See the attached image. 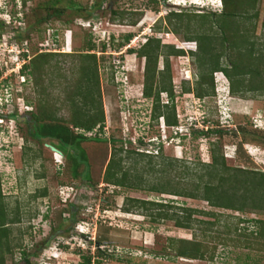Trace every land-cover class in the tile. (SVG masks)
<instances>
[{
	"label": "rangeland",
	"instance_id": "374dc122",
	"mask_svg": "<svg viewBox=\"0 0 264 264\" xmlns=\"http://www.w3.org/2000/svg\"><path fill=\"white\" fill-rule=\"evenodd\" d=\"M53 1L55 0H28L25 6L22 0H0V114L18 115L14 119L0 118V174L9 212L7 227L10 228L9 243H6L3 252L6 264H26L22 259L25 253L30 255L34 264H85V258L91 255H95L93 264H97L98 260H101L100 264H264V252L240 247L243 241L237 240L235 231L227 232L226 228V223L233 224L237 222V216H242L246 221L240 224L241 230L259 231V225L252 220L264 219V209L235 211L213 207L202 199L150 189L135 190L107 185L103 176L114 148L112 144L105 142L83 144L89 156L92 180L94 185L97 184L96 187L93 189L84 181L85 170L80 178L75 179L66 156L46 146V143L54 142L40 132V124L35 128L33 116L29 112L37 111L36 102L30 99L29 104L25 96L31 98L37 97V94L31 76L19 71L25 64L23 61L20 64L21 53L27 49L30 56L25 57L26 64L39 52H60L59 56L52 59V64L63 68L62 72L66 71L70 75L75 64H79L77 56L86 53L84 46L92 40L95 48L91 53H95L99 60L98 75L107 118V136L116 138L118 147L126 139L134 140L133 149L138 151L142 150L136 144L140 139L144 142L152 139L158 144L164 142L163 151L154 149L150 152L154 154V162H150L148 158L144 161L140 159L141 162L137 165L139 169L147 170L144 174L145 188L154 186L163 178L165 182L168 180L169 189H175L176 185L182 190H192L197 177L206 169L203 164L212 161L213 147L224 154L227 165L232 168L245 167L264 172V142L255 139L264 137V92L250 90L245 93L246 99L238 95L231 98L230 80L224 73L215 74L216 95L201 99L195 96L192 89L190 92L185 91V85L188 84L186 82L191 84L187 88L195 87L200 73L196 59L190 54L198 49V44L195 41L184 43L186 29L183 28L180 34H176L172 31L176 21L173 20L171 25L167 20L170 10L193 9L195 13L204 10L221 11L222 1L104 0V7L97 9L102 0H62L56 8L63 9L64 13L58 17L53 15L50 8ZM155 1L160 3L159 11L155 10L159 7ZM248 1L245 0L244 4ZM2 5H7L8 14L2 13ZM77 5L84 10H77ZM246 8H249L245 11L247 15H238L235 21L241 31L248 33L252 41H255L257 54L263 61H258L257 57L250 60L253 53L251 55L249 50H244L242 57H246L247 65L258 61L254 71H260L264 79V0H258L256 8ZM115 10L126 12V17L123 19L121 15H115ZM17 15L18 20L23 17L20 23L26 28L20 30L23 34L17 32L19 23L12 21ZM133 21L136 23L133 24ZM157 23L161 27L159 31L156 29ZM184 23L190 24L191 28L197 25L199 29L202 26L200 18L196 16L186 18ZM130 33L134 34L133 38L129 43L121 45L125 35ZM18 34L29 37L15 39ZM67 34L69 44L66 41ZM110 36L114 39L111 40ZM148 37L161 38L165 46L183 48L180 46L187 44L188 48H194L183 49L185 55H173L168 59L177 111L185 118L183 120L186 126H190L197 117L202 123L200 129L222 128L224 133L182 137L176 135V128L166 124L162 127V119H153V100L146 99L143 95L145 58L129 51L140 48L148 41ZM52 41L61 44L58 46ZM166 51L167 48L164 47V52ZM160 58L162 70L163 62L167 59L164 54ZM221 61L223 65L230 64L226 57ZM117 64H121V69L125 67L130 73L129 85H125L128 77L126 73L123 75L118 71L120 66L118 69ZM76 71L72 81H78V67ZM251 78V74L240 77L245 80V84ZM119 80H122L121 83ZM65 91L59 85L54 90V94L59 96L58 102L56 100L52 106L54 110L59 109L57 116L67 117L70 113L69 109L62 106V101L67 100ZM162 98L164 103L169 101L166 92L162 94ZM189 116L194 118L189 119ZM229 120L233 121L231 127L227 126ZM34 128L38 130L37 134L32 131ZM241 143L244 151L240 153L238 147ZM124 145L126 146L125 143ZM128 147L131 148L129 145ZM136 157L137 155L127 158L124 166L134 169ZM164 162L173 165L167 166L166 172H161ZM152 167H155V171ZM46 189L48 194L44 195ZM128 197L163 202L174 200L175 203L172 204L176 208L170 209L173 214L182 213L181 208L185 207L222 212L220 226L212 228L213 234L218 235L219 230L222 236L220 239H209L207 245L212 249L217 245L215 257H207L205 260L177 257L167 249L169 238L193 239L195 229L178 227L172 219L154 220L145 215L143 209L133 213L125 212ZM152 211L157 212L158 209L153 208ZM74 215L76 224L70 221ZM193 217L216 220L208 214L195 213ZM61 223L64 229L59 231ZM101 238H109L110 243L98 244ZM8 244L12 251L6 249ZM99 246H102V250H107L106 256L99 255Z\"/></svg>",
	"mask_w": 264,
	"mask_h": 264
},
{
	"label": "trees",
	"instance_id": "16d2710c",
	"mask_svg": "<svg viewBox=\"0 0 264 264\" xmlns=\"http://www.w3.org/2000/svg\"><path fill=\"white\" fill-rule=\"evenodd\" d=\"M164 1L166 2V0ZM22 2L23 5L26 6L28 0H22ZM61 2L62 0H55L50 7L53 10V15L56 17L64 13L63 9L56 8ZM244 2L245 0H222L221 11L210 12V10H208V12L200 10L201 12L195 13L193 9H180L170 10L167 15V20H169L171 25H173V20L176 21V26L172 28L174 33L180 34L182 29L185 28L187 32L184 34L185 41H195L198 44V49L191 51L190 54L196 59L200 68V73L196 78L195 87L187 88L188 84L191 86L189 82H186L188 84L185 85V91L190 92L192 89V92L195 93L197 98L202 99L217 94L216 73H224L230 80L231 95L233 96L238 95L246 99V91L255 90L261 93L264 92L263 75L260 74V71H254L257 68L256 63L260 59L263 61V58L257 54L258 50L256 49L255 41H252L248 33L241 31L237 25L238 22L235 21L238 15H247V12H245L249 9L246 8L247 6L256 8L258 0H249L247 4H244ZM71 3L74 4V2ZM154 3H157L158 6L160 4L158 1ZM103 7L104 0L99 3L97 9ZM75 8L81 11L84 10L78 5L75 6ZM85 10L87 9L85 8ZM155 10L159 11L160 6L156 7ZM115 15H121L124 19L127 14L126 12L115 10ZM192 16L200 18L202 26H200L199 29L202 31L198 29L197 25L191 28L190 24L184 23L186 18L189 19V17ZM22 20L23 17L18 20V15L17 18L15 17L13 20V22L19 23L17 28V32L19 33L26 30V28L20 24ZM2 23L4 24V21H2ZM135 23L136 22L133 21V24ZM80 24L83 25L81 22ZM214 24L217 27H215ZM156 29H158V31L161 29L158 23L156 24ZM208 30L209 32H207ZM218 34L220 35L218 36ZM133 36L134 34L132 33L125 35L121 45L129 43ZM28 37L29 36L18 34L15 39L23 40ZM110 38L111 40L114 39L113 36H110ZM60 44L61 43L58 45L60 46ZM184 46L187 47L186 45ZM104 47L106 48V43ZM164 47L167 48L166 53L164 52ZM84 48L86 49V53L77 56L79 57L77 60L79 64H75V68L72 69L70 75L66 74V71L62 72L63 68L54 67L52 64V59H54L55 56H59L60 52H39L32 58L29 64H24L22 69L25 75L31 76L30 79L33 82L34 91L37 94V97L33 96L31 98L28 95L25 96L29 104H31L30 99L36 102L37 111L29 112V114L33 116L35 128L40 124V132L54 142L51 144L63 151L69 161L68 165L71 171H73L75 179L80 178L83 170H85L83 176L84 181L88 182L93 189L96 187L97 184L94 185L92 180L89 156L83 144L87 142H105L112 144L114 148L103 176V180L107 185L127 187L135 190L150 189L160 193L202 199L209 202L213 207L232 209L235 211L244 212L248 208L254 210L264 209V172L258 169H248L245 167L232 168L228 166L224 154L219 153L217 147L212 148V161L211 163L203 164L206 169L204 168V173L197 177L196 184L192 190L186 188L182 190L180 186L177 188L176 185L175 189H169L170 187L167 186L169 185L168 180L165 182L163 178L154 186H147L145 188L144 184L146 180L144 179V174L147 170L145 168L139 169L137 165L141 162L140 159L144 161L148 158L150 162H154V154L148 153L147 150L138 151L133 149L135 142L131 139L124 140L126 146L123 143L122 146L118 147V140L114 137L110 138L107 136V118L98 75L99 60L95 53H91L95 48V44H93L92 40H89ZM244 50H249L251 55L253 53V58L251 57L250 60H255L257 57L258 61L253 64L248 63L247 65L245 63L246 57H242ZM129 51L145 58L143 95L146 99L153 100V119L159 120L160 117L164 116L168 125H178L180 121L178 119L177 105L175 103L176 94L174 85L172 84L171 66L168 59L173 55H185L186 52L183 49L176 48L175 45L165 46L161 38L157 37H149L148 41L140 48L136 50L132 48ZM162 54L166 56L167 60L165 59L166 61L163 62L164 68L160 70V64H162L160 57ZM24 55H27V53ZM72 57L74 58L75 56ZM223 57L230 60L229 65H223L221 61ZM77 67L80 78L78 77V81H72L71 78L76 74ZM246 74H251L252 76L248 84H245L244 79H240L241 76ZM58 85L66 89L65 93L67 95V100L62 101V106L69 109L70 113L67 117L57 116L59 109L54 110L52 107L55 105L54 102L56 100L58 102L59 96L54 94V90ZM165 92L169 96V101L167 103H164L162 98V94ZM17 116L16 113L0 114V118L9 117L14 119L17 118ZM232 120H229L227 124H232ZM35 128L32 131H35L37 134L36 131L38 130H35ZM224 131L225 130L222 128H210L208 131L200 129L193 130L192 133L198 136L210 135L218 132L224 133ZM255 139L264 142V137L262 136L256 137ZM56 143L58 145H56ZM128 145L131 146V148H129ZM139 145L144 146L146 143L140 139ZM154 145L155 149L163 151L162 143L158 146L156 144ZM238 151L240 153L244 151L242 143L238 147ZM134 155L138 157L135 159V168L133 169L131 166L126 168L124 166L125 160L130 157L132 158ZM171 165L173 164H167L166 162L164 168L160 169L161 172H166L168 169L167 166ZM152 170L155 171V167H152ZM243 174L246 176H243ZM107 189L108 188H104V190ZM93 191L94 190H91V192ZM79 192L80 190H78V194ZM43 194L47 195L48 190L46 189ZM5 197L6 194L4 193L0 174V251H2L0 253V264H6L3 252L6 243H9L8 239L10 234V228L7 227L9 212L7 203L4 200ZM172 203H175L174 200L163 202L128 197L124 206V211L133 213L135 210L143 209V213L148 217H152L154 220H159L161 218L172 219L176 221L178 227L195 229L193 239L170 237L167 249L175 253L177 257L195 260H205L207 257L213 259L215 257L214 250L217 249V245H215L213 249L211 247L208 248L207 245L209 239H220V236H222L219 230L218 235L213 234L212 230L215 225L218 227L220 226L222 212H208L203 209L185 207L181 208L182 213L174 212L175 214H173V212H170V209L176 208V206ZM153 208H157L158 211L153 212ZM195 213L208 214V216L215 217L216 220L195 219L193 217ZM75 218L74 215L70 220L74 224L77 223ZM243 221H246V218L237 216V222H233V224L226 223L227 232H232L233 230L237 233V240L243 241L240 247L264 252V219L259 218L252 220L257 226L259 225V231L254 230L252 232L241 230L240 224ZM195 224L197 226H195ZM58 227L59 231L64 229L62 223ZM92 243L93 241L91 240L90 244ZM109 243V238H101L98 241L100 245H108ZM257 243H259V245H257ZM101 247L102 246H99L97 251L101 257H104L107 255V250H102ZM6 249L10 251L12 248L8 244ZM29 256V254L25 253L22 259L26 264H34ZM94 258L95 255L87 256L84 261L85 264H93ZM96 263L100 264L101 260H98Z\"/></svg>",
	"mask_w": 264,
	"mask_h": 264
},
{
	"label": "clouds",
	"instance_id": "9594fccd",
	"mask_svg": "<svg viewBox=\"0 0 264 264\" xmlns=\"http://www.w3.org/2000/svg\"><path fill=\"white\" fill-rule=\"evenodd\" d=\"M222 1V0H221ZM222 6V5H221ZM1 10H2V13H6V12H8V10H7V5H2V7H1ZM6 14H8V13H6ZM13 21V20H12ZM9 24H10V22H9ZM149 38V37H148ZM147 38V39H148ZM66 41L68 42V44H69V36H68V34L66 35ZM52 42H54V41H52ZM54 43H56L57 45H58V43L55 41ZM146 43V42H145ZM184 43H187V41H185ZM184 45H186L187 47H185ZM59 46V45H58ZM45 47V46H44ZM180 47H183V48H180V49H189V50H191V49H194V48H191V47H189L188 48V45L187 44H183L182 46H180ZM23 48V47H22ZM57 49H55V51H56ZM197 50V49H196ZM25 51V52H24ZM22 53H21V59H19L20 61H21V65H22V61L26 64V58L25 57H29L30 55L29 54H27V55H24L25 53H27L26 51H27V49L26 50H24ZM70 52V51H69ZM20 54V52L17 54V55H19ZM134 54H136V53H134ZM122 58H123V56H122ZM25 60V61H24ZM118 66V69H119V66H120V69L118 70V69H116V71H115V78L117 77L116 76V72H117V70L118 71H120V72H122L123 73V75L126 73V77H128V81L127 82H125V85H129L130 84V73H128L127 71V69L125 68V67H123L122 69H121V64H117ZM116 66V65H115ZM21 69H23V67L21 68ZM19 71H21V73H22V70H20L19 69ZM129 71H133V70H129ZM122 81V80H121ZM121 81L119 80L118 82L119 83H121ZM24 82H26V81H24ZM144 89V88H143ZM231 98H235L234 96H231ZM177 115H178V119H179V121H180V123L178 124V125H176V126H172V127H174V128H176V131H177V134L176 135H182V137H184V136H187V135H192L193 133H192V131L193 130H197V129H200L201 128V125H202V123L199 121V119L197 118V117H195V120L192 122V124H190V126H186V123H184V120L183 119H185L184 117L182 118V114H181V112L180 111H177ZM236 113V112H235ZM191 118H194L193 116H189V119H191ZM162 119V121H163V124H162V127H163V125H168V123H167V120H166V118L164 117V116H162V117H160L159 118V120H157V121H160ZM187 119H188V116H187ZM205 122V121H204ZM206 123V122H205ZM168 126H170L171 127V125H168ZM228 127H231L232 126V124H229V125H227ZM210 129V127L209 128H207V131ZM200 130H205V128H202V129H200ZM143 140V139H142ZM134 141V140H133ZM139 141V140H138ZM144 141V140H143ZM146 143V145H144V146H140V145H138L139 146V149L141 150H147V152L148 153H150L151 151H153L155 148H154V144H156L157 146L158 145H160L161 143H162V145L164 144V142H161L160 144H158L157 142H154V140H152V139H149V140H147V142H145ZM136 144H139V142H137ZM49 148V147H48ZM141 150V151H142ZM158 151V150H157ZM150 154H152V153H150ZM64 155V154H63ZM78 229H79V227H78ZM80 231L81 232H83L82 230H81V228H80ZM82 234H85V233H82Z\"/></svg>",
	"mask_w": 264,
	"mask_h": 264
},
{
	"label": "water",
	"instance_id": "95a60500",
	"mask_svg": "<svg viewBox=\"0 0 264 264\" xmlns=\"http://www.w3.org/2000/svg\"><path fill=\"white\" fill-rule=\"evenodd\" d=\"M46 146L49 147L52 151L57 152L61 155H63V151L61 149H59L58 147H56L55 145L51 144V143H46Z\"/></svg>",
	"mask_w": 264,
	"mask_h": 264
}]
</instances>
